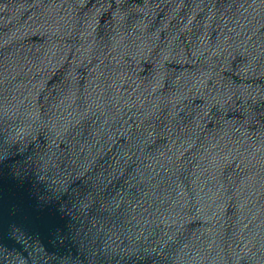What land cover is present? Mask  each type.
Instances as JSON below:
<instances>
[{
    "label": "water",
    "instance_id": "1",
    "mask_svg": "<svg viewBox=\"0 0 264 264\" xmlns=\"http://www.w3.org/2000/svg\"><path fill=\"white\" fill-rule=\"evenodd\" d=\"M0 264H264V0H0Z\"/></svg>",
    "mask_w": 264,
    "mask_h": 264
}]
</instances>
